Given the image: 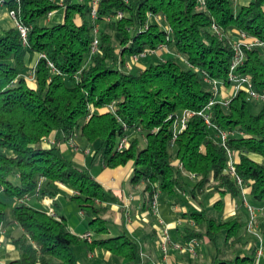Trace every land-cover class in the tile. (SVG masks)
Instances as JSON below:
<instances>
[{"label": "trees", "instance_id": "trees-1", "mask_svg": "<svg viewBox=\"0 0 264 264\" xmlns=\"http://www.w3.org/2000/svg\"><path fill=\"white\" fill-rule=\"evenodd\" d=\"M1 1L28 27L26 45L14 26L0 27V235L8 200H13L12 219L20 228L12 239L19 257L7 264H78L73 246L80 239L68 230L65 218L24 202L39 177L74 190L70 199L91 215L93 232H108L106 205L122 202V196L105 189L88 167L64 156L61 142L74 137L87 145L99 141L92 161L103 167L131 162L130 182L142 185L149 201L158 193L195 197L205 190L238 196V185L225 173L227 151L236 152L235 172L249 198L264 201V101L254 112L247 93L239 90L226 105L211 106L210 124L195 114L172 141L174 118L184 110L202 111L214 98L203 77L226 81L233 57L228 31L264 41V0H251L237 12L232 0H202V5L198 0H98L95 19L90 16L94 0ZM58 8L63 10L60 23L40 24ZM150 16L161 18L166 28ZM94 34L99 49L89 56ZM161 44L172 46L176 55L135 72L122 69L133 55ZM33 55L37 60L30 81L24 75L25 57ZM235 72L264 94L263 51L244 48ZM220 132L227 133L224 143ZM132 133L136 136L119 149L121 139ZM209 211L191 213L199 229L187 231L188 240L214 241L223 235L227 243L245 226L240 213L219 221ZM261 240L264 251V230ZM95 244L127 260L138 256L137 244L126 235ZM252 263L251 256L222 258L218 249L212 262Z\"/></svg>", "mask_w": 264, "mask_h": 264}, {"label": "crops", "instance_id": "crops-1", "mask_svg": "<svg viewBox=\"0 0 264 264\" xmlns=\"http://www.w3.org/2000/svg\"><path fill=\"white\" fill-rule=\"evenodd\" d=\"M232 1L234 11L237 12L240 7L247 6L251 0ZM52 19L56 21V24L60 23L63 15H57L55 12H52L49 18H44V23H48ZM149 20L159 23L162 28H166L164 21L157 16H150ZM12 26L13 23L8 19L6 10L0 9V27L9 28ZM228 35L231 40L239 38V32L234 29L228 31ZM113 36L116 41H119L118 33H113ZM175 55L172 46H163L141 57L137 62H132L131 59L125 61L121 67L127 72H135L147 67L149 64H156ZM36 60V55L25 57L27 71L28 67L30 68L36 63ZM232 92L231 85H219L216 98L218 100L229 98ZM258 104V101H252L254 112L258 110ZM135 136L136 133L128 135L129 141ZM48 144V142L44 143L45 146ZM74 145L75 147L66 141L60 144V149L64 156L68 152V157L65 156L66 158L88 167L91 175L105 189L113 190L122 196V202L106 205L107 210L103 217L107 220L108 232L95 234L90 224L92 217L86 211L78 209L80 218L75 219L72 213H67L63 210L60 203L63 197L66 200L65 205L68 204L70 206L71 204L75 208L77 207L70 199L71 196L75 195V191L60 182L44 183L40 195L30 196L26 203L36 209H39L36 205L41 204L43 208L39 210L44 211L46 202L48 200L52 202L56 216H63L68 230L80 239L79 243L73 246V253L78 264H212L217 249L221 251L222 258H232L235 255L251 256L253 258L252 264H264V256H260L259 258L255 256V250L259 245L258 239L264 230V201L257 202L251 200L246 187L244 190L245 199L249 205L257 209L253 231L246 230L249 213L242 202L241 194L234 197L229 193L220 194L215 190H205L196 194L195 197L186 192H178L174 196L158 193L157 212L154 214L150 208L148 197L142 192V185L134 186L130 182L133 171V164L131 162L115 168L103 167L98 161H92L93 150L98 147L99 141L87 145L80 137H76ZM249 157L256 162H261L262 160L256 154H249ZM232 159L235 163L237 160L236 152L232 153ZM218 200H221V204L214 206ZM201 209L210 210L209 215L219 221L240 213L242 214L245 226L241 227L236 236L230 238L227 243L223 240L222 246L220 244L218 246L215 240L210 241L207 238H200L199 244L193 254L188 251H178L171 244L186 243L188 241L186 238L187 231L199 229L193 223L190 215L192 212H198ZM159 219L162 220L163 225L166 227L170 241L165 254L161 251L160 246L162 241V226L159 224ZM19 233L20 228L13 221L12 214L10 213V215L6 216L5 213V221L1 225L0 235V264H7L9 261L16 260L19 257V253L12 243L13 237ZM85 233L91 234L90 241L81 238ZM121 235L130 237L137 244V259L132 261L127 260L122 256L112 254L97 244L92 245L93 241Z\"/></svg>", "mask_w": 264, "mask_h": 264}, {"label": "built area", "instance_id": "built-area-1", "mask_svg": "<svg viewBox=\"0 0 264 264\" xmlns=\"http://www.w3.org/2000/svg\"><path fill=\"white\" fill-rule=\"evenodd\" d=\"M97 1L98 0H94L92 2V6H91L90 16L93 19H95L96 15H97L96 14ZM198 2L201 5L203 3L202 0H198ZM0 8H2V1L1 0H0ZM7 13L14 20V27L17 29V31L19 33L21 43L23 45H26L27 44L28 27L21 24L20 22H18L15 19V14L12 10L7 11ZM51 14H52V12H49L46 15V17L49 18L51 16ZM120 15L121 14L118 13L117 16L120 17ZM109 19H110V17L106 18L107 21ZM212 28L217 33H219V29L216 26L213 25ZM220 36H221V34H220ZM231 42H232V47H233V57L231 60L230 70H229L226 81L209 79L206 76L203 77L204 81H206L210 85V90L212 91L214 98L204 107V109L202 111L194 112L191 110H184L181 114L177 115L174 118L173 125H172V127H173L172 128L173 129L172 141L176 138V135L178 133H180L181 131H183L186 128L188 119L190 117H192L195 114L201 115L203 117L205 123L210 124L209 123V121H210L209 111H210L211 106L215 102H220L223 105L227 104L230 97L222 99V100H218L216 98L217 94H218V86L219 85H224V84L231 85L232 91H233L231 96L235 95L239 90H244L247 93L248 99L250 101H258V102L264 101V94L257 93V92L252 90L249 77L238 75L235 72L236 68L241 64V62L243 60L244 48L245 49L257 48V49H260L261 51L264 52V41H260L254 37L247 36L243 32H239V38L236 40H232ZM159 48H161L160 45L156 49H146L145 51L141 52L140 54L133 55L131 57V61L137 62L139 58L144 57L146 54L152 53ZM98 49H99V41H98L97 36L94 34L92 37V40L90 42V46H89V56L96 54L98 52ZM48 65H49V67H52L51 63H48ZM34 67L35 66L33 65V67H31L28 75H25V78H27L30 81H32L34 79ZM226 137H227L226 132H220L219 133V138H220V141L222 143H224ZM127 144H128L127 136H124L121 139V141L118 145V148L122 149V148L126 147ZM232 153L233 152H231V151H227V163H226V167H225V173H227L231 176V178L235 181V183L238 185V187L240 189V194L242 196V202H243L246 210L249 213V218H248V221L246 224V230L247 231H253V227H254L253 224H254V220L256 217V210L257 209L255 207L249 205L245 199V196H244L245 186L243 185V181H242L241 177L235 172V163L232 159ZM178 167L181 169L182 165L179 163ZM189 177L190 178H196V174L195 173H189ZM44 181H46V179L44 177L38 178L37 183H36V187H35V191L31 194V196H39L40 195V192L42 190V183ZM29 197L27 196L24 199V202H26ZM157 197H158V194H154L152 196L151 201H150V208L154 214H156V212H157V205H158ZM44 212L48 216L56 217V214H55L53 206H52V202L50 200H48L46 202ZM158 221H159V224H161V226H162V228H161L162 241H161V245H160L161 251L165 254L168 250V245H170V241L168 238L167 229L163 225L162 220L159 219ZM81 238L85 239L87 241H90L91 240V234L85 233L81 236ZM258 241H259V245L255 250L256 258H259L260 256H264V251L262 249L261 237L258 239ZM198 244H199V240L192 238V239L188 240L186 243H183V244L172 243L171 246L174 247L175 249H177L178 251H188L189 253L193 254L194 250Z\"/></svg>", "mask_w": 264, "mask_h": 264}, {"label": "rangeland", "instance_id": "rangeland-1", "mask_svg": "<svg viewBox=\"0 0 264 264\" xmlns=\"http://www.w3.org/2000/svg\"><path fill=\"white\" fill-rule=\"evenodd\" d=\"M57 15H63V10H62V8H58L56 11H54ZM6 15H7V17H8V19L13 23V26H14V20L8 15V13H7V11H6ZM40 24H46V25H53V24H56V21L55 20H51L50 22H48V23H44V18L43 19H41L40 20ZM161 47H163V46H166V45H164V44H161L160 45ZM37 57V56H36ZM140 59V58H139ZM138 59V60H139ZM164 61V60H163ZM35 65V64H34ZM31 67H33V66H31ZM31 67L29 68L28 67V71H26V73L24 74V75H28V73H29V71H30V69H31ZM27 79V78H26ZM208 85V87H210V85L209 84H207ZM207 87V88H208ZM252 104V103H251ZM75 138L76 137H74V138H72V139H70V140H68V141H66V142H68L70 145H73V147H75V145H74V140H75ZM127 141H128V143L130 142L129 141V137L127 136ZM52 142V141H51ZM50 142V143H51ZM63 142H61V144H62ZM65 156H67L68 157V152H66L65 153ZM99 164V163H98ZM97 164V165H98ZM50 182H53V181H44L43 183H42V185L44 184V183H50ZM41 193V192H40ZM65 199H64V197H63V199L60 201V203H61V206L63 207V210L65 211V212H70V213H72V215L75 217V219L76 218H80V215H78L79 213H78V207L77 208H75L74 207V205H71L70 204V206L68 205V204H66L65 205ZM6 210H5V213H6V216H8V215H10V213H11V207H12V205H13V200H8L7 202H6ZM75 204V203H74ZM60 205V204H59ZM76 205V204H75ZM55 206V205H54ZM36 207H38L39 209L40 208H43V205H41V204H38V205H36ZM77 209V210H76ZM85 223H87V221H85ZM223 240H224V237H223V235H218L217 237H216V239H215V241L217 242V245L219 246V244H220V246H222V242H223Z\"/></svg>", "mask_w": 264, "mask_h": 264}]
</instances>
